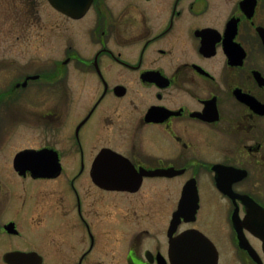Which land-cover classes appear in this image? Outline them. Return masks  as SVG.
Listing matches in <instances>:
<instances>
[{"label":"flooded vegetation","instance_id":"1","mask_svg":"<svg viewBox=\"0 0 264 264\" xmlns=\"http://www.w3.org/2000/svg\"><path fill=\"white\" fill-rule=\"evenodd\" d=\"M54 1L0 0V264H174L189 230L264 264V0Z\"/></svg>","mask_w":264,"mask_h":264},{"label":"water","instance_id":"2","mask_svg":"<svg viewBox=\"0 0 264 264\" xmlns=\"http://www.w3.org/2000/svg\"><path fill=\"white\" fill-rule=\"evenodd\" d=\"M55 5V1L52 0ZM70 15H80L71 8H65ZM196 208L194 209V213ZM184 214L183 204L180 206L178 215ZM206 237L198 230H189L179 235L171 248L174 264H218L217 257ZM213 246V245H212Z\"/></svg>","mask_w":264,"mask_h":264}]
</instances>
